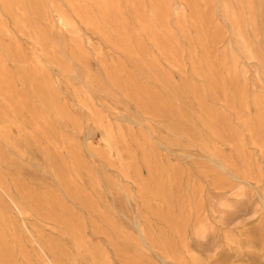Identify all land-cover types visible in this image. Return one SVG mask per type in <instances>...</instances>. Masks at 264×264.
I'll return each instance as SVG.
<instances>
[{
	"label": "rangeland",
	"instance_id": "rangeland-1",
	"mask_svg": "<svg viewBox=\"0 0 264 264\" xmlns=\"http://www.w3.org/2000/svg\"><path fill=\"white\" fill-rule=\"evenodd\" d=\"M167 1L164 28L151 25L159 38L170 36L174 56L145 38L143 42L157 71L182 88L184 101L138 75L121 51L76 18H71L73 33L58 24L55 14L45 25L72 71L65 77L39 56L9 17L1 16L6 28L2 42L18 44L28 62L40 57L57 105L73 121L50 117L52 131L64 138L57 145L41 139L34 143L30 136L36 133L29 124L20 132L12 129L20 153L7 151L13 166H0L9 195L27 210L21 218L0 191L3 234L14 264H65L67 257L76 264H91L92 259L192 264V257L199 264H264V0ZM139 3L143 19L150 18L152 1ZM197 7L208 21L204 32L193 23ZM74 40L99 87L88 89L80 65L67 59L62 44ZM4 65L15 91L40 109L17 80L13 63ZM111 70L119 72L118 87L106 79ZM133 86L161 97L169 109L159 113L142 104ZM106 135L114 142H107ZM71 145L87 168L77 175L71 169ZM203 148L231 172L217 168ZM71 182L83 203L66 192ZM25 191L37 196L41 207L30 208ZM52 199L66 210V222L46 219L60 213ZM140 229L159 250L143 247ZM78 241L95 253L89 257L77 251Z\"/></svg>",
	"mask_w": 264,
	"mask_h": 264
},
{
	"label": "bare ground",
	"instance_id": "bare-ground-1",
	"mask_svg": "<svg viewBox=\"0 0 264 264\" xmlns=\"http://www.w3.org/2000/svg\"><path fill=\"white\" fill-rule=\"evenodd\" d=\"M125 6H122L119 0H0V35L6 31L5 26L1 21V16L5 15L10 18L14 29L21 35L26 36L36 47L39 56H43L47 63L54 65L62 71L65 77L72 74L70 67L58 53L57 43L52 42L50 33L45 30L46 23L49 22L51 14L56 15L58 24L61 27L69 29L72 33L75 31L72 24V17L79 20L91 32L99 35L108 44H111L115 49L121 51L126 60L134 66L138 75L146 77L158 84L161 88L167 90L170 98L179 101H184V92L182 88L172 84L164 79L159 71L154 67L147 55L146 47L143 39L151 42L157 49L164 52L165 55L174 56V45L170 36L159 38L155 32L154 25L159 28H164V16L166 17L167 3L166 0H150L152 1L153 9L152 16L145 18L141 16V5L139 0H123ZM253 8V7H252ZM193 23L198 24L202 32L204 27L208 25L206 17L200 13L199 7L193 9ZM130 20L128 21V18ZM201 34V31H200ZM48 48L49 52H46ZM62 49L67 55V59L76 62L80 65L82 76L85 85L88 89L99 87L94 76L89 74L85 64L86 55L81 51L80 43L74 40L71 44H62ZM168 60V59H167ZM13 63L16 70L17 80L28 87L30 93L38 101L40 109H37L29 100L19 92L15 91L11 82V75L6 71L4 62ZM169 63L176 62V59L168 60ZM106 79L112 86H117L118 71L111 70L105 72ZM135 93L140 97L143 104L146 102L149 106L159 111L165 112L169 109L167 102L161 97H156L154 94L133 86ZM239 95V91L237 92ZM82 106H86L81 103ZM50 117L57 120H67L64 107L58 106L56 103V92L50 85L47 70L43 66L40 57L34 56L33 60L28 62L24 57L22 50L18 44L13 41L3 43L0 38V165L13 166V162L7 154V151L19 152V142L17 143L11 138L12 129L15 128L18 132L22 131L25 124H29L36 134L31 135V140L37 143L38 139L52 142L55 145L62 141L63 136L52 131V126L49 122ZM188 123V122H187ZM194 133V128L188 123ZM107 142H114L113 138L106 135ZM26 143V140H23ZM67 148V146H64ZM71 145L68 148V154L72 159V172L77 175L79 171H87L78 156L76 150ZM62 147H57V149ZM204 149V148H203ZM205 150V149H204ZM205 152L209 155V161L217 164V168L225 172H231L227 165L219 164L216 160L215 153L207 148ZM234 176L233 174H231ZM4 172L0 166V191L5 194L9 201L10 207L24 218L27 214L26 207H22L18 201L13 199L8 192V187L5 184ZM93 186L96 184L93 182ZM22 190L24 186H21ZM66 192L73 198L83 203V196L78 190L74 182L66 186ZM162 196V192H159ZM56 207L59 209V214H47L53 221L66 222L65 209L55 199ZM90 206L91 204L85 200ZM25 202L30 208L39 206L43 203L34 194L25 191ZM39 210V209H38ZM6 223L5 218L0 213V264H14L12 262L13 251L8 245V237L3 233V226ZM142 245L146 249L159 250L152 241L145 235L142 229L139 230ZM126 243H130L128 237H122ZM34 242H38L34 240ZM39 243V242H38ZM40 246V244H39ZM42 254L46 256V249H41ZM77 251H81L84 255L91 257L94 251L87 249L81 241L75 245ZM61 254L66 256L64 251ZM25 257L24 253H21ZM54 260V259H53ZM192 264H199L196 258H191ZM55 264H64L62 261H55ZM65 264H76L72 258L67 257ZM91 264H104L92 259Z\"/></svg>",
	"mask_w": 264,
	"mask_h": 264
}]
</instances>
